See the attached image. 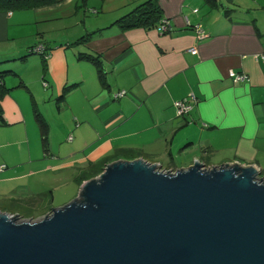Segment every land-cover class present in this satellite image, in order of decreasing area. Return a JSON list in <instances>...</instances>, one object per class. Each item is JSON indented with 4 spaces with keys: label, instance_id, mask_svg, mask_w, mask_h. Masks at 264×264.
<instances>
[{
    "label": "crops",
    "instance_id": "obj_1",
    "mask_svg": "<svg viewBox=\"0 0 264 264\" xmlns=\"http://www.w3.org/2000/svg\"><path fill=\"white\" fill-rule=\"evenodd\" d=\"M143 1L0 8L2 211L60 206L98 164L124 157L238 161L264 176V0H158L168 28H121L116 20ZM79 52L99 55L104 82ZM189 94L192 109L177 115L173 102Z\"/></svg>",
    "mask_w": 264,
    "mask_h": 264
},
{
    "label": "water",
    "instance_id": "obj_2",
    "mask_svg": "<svg viewBox=\"0 0 264 264\" xmlns=\"http://www.w3.org/2000/svg\"><path fill=\"white\" fill-rule=\"evenodd\" d=\"M254 164L117 158L38 219L0 210V264H264Z\"/></svg>",
    "mask_w": 264,
    "mask_h": 264
},
{
    "label": "trees",
    "instance_id": "obj_3",
    "mask_svg": "<svg viewBox=\"0 0 264 264\" xmlns=\"http://www.w3.org/2000/svg\"><path fill=\"white\" fill-rule=\"evenodd\" d=\"M51 1L53 0H0V8H4V9L33 8L35 6L47 4ZM209 1H213V0H209ZM160 13H161V8L158 4V0H145L139 5H137L132 11L117 19L116 22L121 28H125V29L140 25L152 26L153 24H155L156 21L158 22L157 25L159 26V23H161V20L163 19ZM44 49L45 48L43 46L40 49H38V52L43 53ZM33 51H37L35 50L34 46L28 48L29 53ZM78 57L93 62L97 67L99 78L103 80L104 70L102 67L103 65L101 59L98 54H94L90 52H79ZM5 72H7V70L0 71V79H1L0 89H1V84L3 82L2 75ZM34 115H35V119L37 120V123L39 124L41 132L43 133L44 136L48 129V123L43 117L42 113L36 108ZM100 170H95L94 173L97 174L99 173Z\"/></svg>",
    "mask_w": 264,
    "mask_h": 264
},
{
    "label": "built area",
    "instance_id": "obj_4",
    "mask_svg": "<svg viewBox=\"0 0 264 264\" xmlns=\"http://www.w3.org/2000/svg\"><path fill=\"white\" fill-rule=\"evenodd\" d=\"M168 21L163 18L161 20V23H159L158 28L161 30H164L166 28H168ZM197 32L199 37L205 36V32L203 29L199 28V26H197ZM263 36H264V32H263ZM42 46L36 48V50L40 49ZM195 48H190V50H194ZM261 58L264 59V54L261 55ZM229 76L231 77V79L233 81H241V80H247V75H245L244 73H236L235 71L231 70L230 72H228ZM1 82V79H0ZM126 93V90H119L117 91L114 96H122ZM195 101V97L194 94H189V96H186L182 99L179 100H175L173 102L175 109H176V114L177 115H183L185 113H188L192 107H193V102ZM69 139L71 138V135L68 137ZM6 167V164L4 162H0V171L3 170Z\"/></svg>",
    "mask_w": 264,
    "mask_h": 264
},
{
    "label": "rangeland",
    "instance_id": "obj_5",
    "mask_svg": "<svg viewBox=\"0 0 264 264\" xmlns=\"http://www.w3.org/2000/svg\"><path fill=\"white\" fill-rule=\"evenodd\" d=\"M129 155H131V154H127V156H129ZM124 158L125 159H131V158H127V157H124ZM188 165H190V164H162L163 167L165 166V167H167V169H173V170H176L177 168H181V167H187ZM208 165H218V164H208ZM103 166H104V164H98L97 165L98 168L96 170H100L101 168H103ZM56 203H57V200H55L54 203L49 204L45 208H41V206H38V208H36L35 206L24 207L23 210H19L21 213L19 215L20 216L22 215L20 217V219H25V218L37 219V218H40V217L44 216L47 212H50L54 207L58 206ZM13 213L16 214V212H13Z\"/></svg>",
    "mask_w": 264,
    "mask_h": 264
},
{
    "label": "clouds",
    "instance_id": "obj_6",
    "mask_svg": "<svg viewBox=\"0 0 264 264\" xmlns=\"http://www.w3.org/2000/svg\"><path fill=\"white\" fill-rule=\"evenodd\" d=\"M259 176H263V174H259L258 177H259Z\"/></svg>",
    "mask_w": 264,
    "mask_h": 264
}]
</instances>
